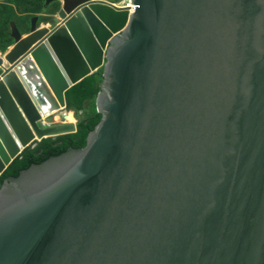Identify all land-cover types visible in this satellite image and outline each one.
Returning <instances> with one entry per match:
<instances>
[{"label":"water","instance_id":"95a60500","mask_svg":"<svg viewBox=\"0 0 264 264\" xmlns=\"http://www.w3.org/2000/svg\"><path fill=\"white\" fill-rule=\"evenodd\" d=\"M58 1L0 56V178L100 70L102 119L4 181L0 264H264V0Z\"/></svg>","mask_w":264,"mask_h":264},{"label":"trees","instance_id":"16d2710c","mask_svg":"<svg viewBox=\"0 0 264 264\" xmlns=\"http://www.w3.org/2000/svg\"><path fill=\"white\" fill-rule=\"evenodd\" d=\"M11 45L12 43H10ZM102 81V70H100L95 75L86 78L71 88L66 94V111H72L75 115L82 116L85 113V106L92 101L96 102ZM101 119V115L96 110L94 114L82 119L77 124V132L75 134L54 140L46 139L39 143L36 148L26 149L0 178V189L5 180L17 178L21 172L28 170L31 166L40 165L51 157L60 156L70 149H84L90 133L95 130Z\"/></svg>","mask_w":264,"mask_h":264},{"label":"rangeland","instance_id":"374dc122","mask_svg":"<svg viewBox=\"0 0 264 264\" xmlns=\"http://www.w3.org/2000/svg\"><path fill=\"white\" fill-rule=\"evenodd\" d=\"M122 4L127 0H110ZM61 1L46 5L45 0H1L0 1V56L5 55L14 45L12 30L16 28L22 36L30 31L31 19L38 16V24H48L57 15L61 8ZM10 43L12 45L10 46ZM96 112V102L92 101L85 106L82 116L75 115L72 111H64L51 118L43 120L41 126H57L59 124L77 125L82 119Z\"/></svg>","mask_w":264,"mask_h":264},{"label":"bare ground","instance_id":"6f19581e","mask_svg":"<svg viewBox=\"0 0 264 264\" xmlns=\"http://www.w3.org/2000/svg\"><path fill=\"white\" fill-rule=\"evenodd\" d=\"M105 1H106V0H105ZM108 2H109V1H108ZM66 4H67V7L70 8V7H72L73 5L76 4V1H74V0H68ZM128 6H129L130 8H132V6H131L130 4H128ZM8 52H9V51H8ZM8 52H7V53H8ZM7 53H6V54H7ZM6 54H5V55H6ZM1 57H2V56H1ZM54 116H55V115H54ZM69 123H70V124H73L74 121L69 122ZM59 125H63V124H59ZM67 125H69V124H67Z\"/></svg>","mask_w":264,"mask_h":264},{"label":"crops","instance_id":"0c3cea01","mask_svg":"<svg viewBox=\"0 0 264 264\" xmlns=\"http://www.w3.org/2000/svg\"><path fill=\"white\" fill-rule=\"evenodd\" d=\"M106 1H109V2H111V3H114V4H116L115 2H112V1H110V0H106ZM116 5H120V4H116ZM57 12H58V10H57ZM53 19H55V17L54 18H52V20Z\"/></svg>","mask_w":264,"mask_h":264},{"label":"built area","instance_id":"2783aa9c","mask_svg":"<svg viewBox=\"0 0 264 264\" xmlns=\"http://www.w3.org/2000/svg\"><path fill=\"white\" fill-rule=\"evenodd\" d=\"M124 2H125V1H124ZM125 3L128 5V4H129V1L127 0Z\"/></svg>","mask_w":264,"mask_h":264}]
</instances>
